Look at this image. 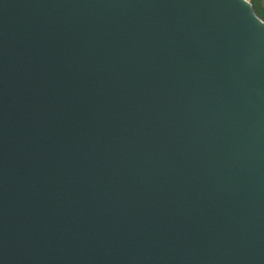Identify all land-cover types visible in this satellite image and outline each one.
I'll list each match as a JSON object with an SVG mask.
<instances>
[{
  "label": "water",
  "instance_id": "1",
  "mask_svg": "<svg viewBox=\"0 0 264 264\" xmlns=\"http://www.w3.org/2000/svg\"><path fill=\"white\" fill-rule=\"evenodd\" d=\"M0 264H264L251 0H0Z\"/></svg>",
  "mask_w": 264,
  "mask_h": 264
},
{
  "label": "trees",
  "instance_id": "2",
  "mask_svg": "<svg viewBox=\"0 0 264 264\" xmlns=\"http://www.w3.org/2000/svg\"><path fill=\"white\" fill-rule=\"evenodd\" d=\"M258 14L264 19V0H251Z\"/></svg>",
  "mask_w": 264,
  "mask_h": 264
}]
</instances>
